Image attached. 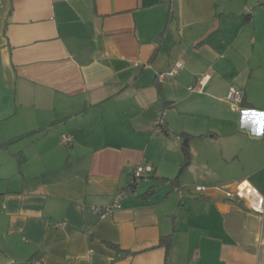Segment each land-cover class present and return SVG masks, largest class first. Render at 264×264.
Instances as JSON below:
<instances>
[{
	"label": "crops",
	"instance_id": "1",
	"mask_svg": "<svg viewBox=\"0 0 264 264\" xmlns=\"http://www.w3.org/2000/svg\"><path fill=\"white\" fill-rule=\"evenodd\" d=\"M244 110L264 111V0H0V264H264V211L233 194L264 197ZM142 160L155 177L101 218Z\"/></svg>",
	"mask_w": 264,
	"mask_h": 264
},
{
	"label": "built area",
	"instance_id": "2",
	"mask_svg": "<svg viewBox=\"0 0 264 264\" xmlns=\"http://www.w3.org/2000/svg\"><path fill=\"white\" fill-rule=\"evenodd\" d=\"M183 69L182 63H178L174 69L169 71L168 73L162 74L161 78L162 80L169 79L177 75L181 70ZM243 94L240 92H237L236 90H231L229 93V100L234 102V104H242L243 103ZM236 108V107H235ZM237 109V108H236ZM162 120L158 121L156 123L155 132L161 133L162 132ZM62 144L69 146L72 144L73 137L69 135H63L61 138ZM154 171L153 166H151L146 160H142L136 167H134V170L132 171V184L129 188L126 190L120 191L114 199V203L111 207L108 208H98L95 210V212L101 217L105 218L109 214L113 212L114 209L118 208L120 204L127 199L130 195H136L137 190L140 187L141 183L143 181L149 180L152 173ZM247 180H242L239 183H237L233 187V194L235 197H237L239 200L246 201L249 205V207L255 211L256 213L262 214L264 210L257 211L256 208L259 206L261 209H264V204L260 203V198H264L261 193L254 187L251 186L257 190L259 194V198L257 195L251 193L247 188L242 189L241 185ZM249 182V181H247ZM250 183V182H249Z\"/></svg>",
	"mask_w": 264,
	"mask_h": 264
},
{
	"label": "clouds",
	"instance_id": "3",
	"mask_svg": "<svg viewBox=\"0 0 264 264\" xmlns=\"http://www.w3.org/2000/svg\"><path fill=\"white\" fill-rule=\"evenodd\" d=\"M207 77L203 82L207 81ZM240 127L245 128L249 127V135L252 137L260 138L264 137V111L259 110H244L242 112V118L240 121ZM241 188H247L251 193L257 195L259 198V194L256 189H254L249 182L245 181ZM260 203L264 204V198H260ZM257 211H262L259 206L256 208Z\"/></svg>",
	"mask_w": 264,
	"mask_h": 264
},
{
	"label": "rangeland",
	"instance_id": "4",
	"mask_svg": "<svg viewBox=\"0 0 264 264\" xmlns=\"http://www.w3.org/2000/svg\"><path fill=\"white\" fill-rule=\"evenodd\" d=\"M154 133H155V130H154ZM152 135L154 138L157 137V136H155V134H153V132H152ZM165 141H168V139H166ZM171 149H172V145H170L168 148V145L167 144L164 145V143L161 141L151 143V147L149 148L150 152L153 153L155 156H158L160 153H162L164 155L163 156L164 162H165L164 165L167 169L172 170V171H175V170L179 171V166L175 167L176 166L175 164L173 166L167 164L168 162L170 163L173 160L172 156H174V153L171 151ZM153 160H155V164L157 163L156 165L159 166L160 159H153ZM162 168H164V167H162ZM180 170H181V167H180ZM161 171H163V169H161ZM192 173H195V172H192ZM191 175H194V174H191Z\"/></svg>",
	"mask_w": 264,
	"mask_h": 264
},
{
	"label": "trees",
	"instance_id": "5",
	"mask_svg": "<svg viewBox=\"0 0 264 264\" xmlns=\"http://www.w3.org/2000/svg\"><path fill=\"white\" fill-rule=\"evenodd\" d=\"M176 76V75H175ZM174 76V77H175ZM160 77H161V75H160ZM160 77H159V79H160ZM174 77H172V78H174ZM170 79V78H169ZM166 80V79H165ZM182 136H184V135H182ZM72 143H73V141H72ZM64 145V144H63ZM64 146H66V147H70V146H72V144H70L69 146H67V145H64ZM184 153H185V161H184V163H183V165H182V168H181V172H183L185 169H187L188 167H189V165L191 164V153H190V150H189V148L188 147H185L184 148ZM155 177V172L153 171V173H152V175H151V177L150 178H154ZM175 181H177V180H175ZM171 240H172V236H168V237H164L162 240H161V245H163V246H165L166 247V249L167 250H169V248H170V246H171ZM23 264H32V262L31 261H28V262H26V263H23Z\"/></svg>",
	"mask_w": 264,
	"mask_h": 264
}]
</instances>
